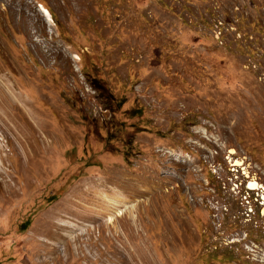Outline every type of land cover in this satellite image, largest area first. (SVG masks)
Masks as SVG:
<instances>
[{
	"label": "rangeland",
	"instance_id": "rangeland-1",
	"mask_svg": "<svg viewBox=\"0 0 264 264\" xmlns=\"http://www.w3.org/2000/svg\"><path fill=\"white\" fill-rule=\"evenodd\" d=\"M0 264H264V0H0Z\"/></svg>",
	"mask_w": 264,
	"mask_h": 264
},
{
	"label": "bare ground",
	"instance_id": "bare-ground-1",
	"mask_svg": "<svg viewBox=\"0 0 264 264\" xmlns=\"http://www.w3.org/2000/svg\"><path fill=\"white\" fill-rule=\"evenodd\" d=\"M46 13L48 14V12H47V11H46ZM44 15H45V14H44ZM47 16H48V15H47ZM47 16H46V17H47ZM250 185H256V184H255V183H250Z\"/></svg>",
	"mask_w": 264,
	"mask_h": 264
},
{
	"label": "water",
	"instance_id": "water-1",
	"mask_svg": "<svg viewBox=\"0 0 264 264\" xmlns=\"http://www.w3.org/2000/svg\"><path fill=\"white\" fill-rule=\"evenodd\" d=\"M251 187V186H250Z\"/></svg>",
	"mask_w": 264,
	"mask_h": 264
}]
</instances>
